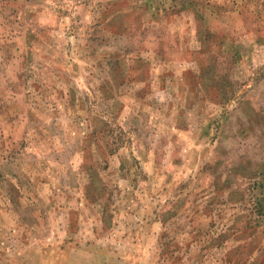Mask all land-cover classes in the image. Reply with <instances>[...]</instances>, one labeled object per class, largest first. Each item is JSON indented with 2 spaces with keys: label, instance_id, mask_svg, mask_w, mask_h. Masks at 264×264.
I'll use <instances>...</instances> for the list:
<instances>
[{
  "label": "rangeland",
  "instance_id": "1",
  "mask_svg": "<svg viewBox=\"0 0 264 264\" xmlns=\"http://www.w3.org/2000/svg\"><path fill=\"white\" fill-rule=\"evenodd\" d=\"M263 206L264 0H0V264H264Z\"/></svg>",
  "mask_w": 264,
  "mask_h": 264
},
{
  "label": "trees",
  "instance_id": "2",
  "mask_svg": "<svg viewBox=\"0 0 264 264\" xmlns=\"http://www.w3.org/2000/svg\"><path fill=\"white\" fill-rule=\"evenodd\" d=\"M210 59V57H208ZM210 63V62H209ZM211 66H206L204 69H201V73L205 74V75H210V77L215 78L218 77V80L221 78V76H219L218 71L216 70L215 67V63L212 61V63H210ZM218 80H216V82H218ZM262 209H264V206L262 207ZM259 224L264 225V212H262L260 214V219L258 220ZM191 225H194V220L193 219H189V222ZM170 232V231H168ZM217 240H219V238H216ZM205 240V239H203ZM199 240L194 239L191 242H197ZM205 243V241H202ZM160 247L162 248V252L161 255L164 256V260H168V261H172L175 259V255H174V250L172 248V245L166 241V238L162 237L160 242H159Z\"/></svg>",
  "mask_w": 264,
  "mask_h": 264
},
{
  "label": "crops",
  "instance_id": "3",
  "mask_svg": "<svg viewBox=\"0 0 264 264\" xmlns=\"http://www.w3.org/2000/svg\"><path fill=\"white\" fill-rule=\"evenodd\" d=\"M102 247L101 246H94V249L92 250L93 252H96V251H99L100 249H101ZM176 258V257H175ZM159 260L160 261H158L159 262V264H161V259L159 258ZM162 260H163V257H162ZM91 262H92V260H88V263L89 264H91ZM104 264H106V263H104ZM108 264V263H107Z\"/></svg>",
  "mask_w": 264,
  "mask_h": 264
}]
</instances>
